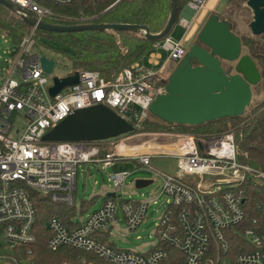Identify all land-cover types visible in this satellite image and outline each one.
<instances>
[{"label":"built area","instance_id":"obj_1","mask_svg":"<svg viewBox=\"0 0 264 264\" xmlns=\"http://www.w3.org/2000/svg\"><path fill=\"white\" fill-rule=\"evenodd\" d=\"M5 1L42 22L59 17L49 4L68 7L76 0ZM207 2L186 1L191 20ZM80 21L88 24V19ZM190 21L179 18L177 24L187 29ZM34 31L35 27H31L29 35L17 45V54L7 70L0 68V263L6 257L1 252L6 251L11 253L10 261L19 264L12 253L35 241L37 216L31 200L33 191L54 203L74 205L79 165L101 164V169L106 171L113 162L126 157L114 150L99 157L94 142L44 143L41 138L45 133L76 110L96 105L111 109L135 129L150 114L149 106L156 95L164 93L167 79L161 72L167 62H179L186 53L181 41L174 42L166 36L162 42L152 44L167 53L161 68H147L135 61L113 75L78 71V83L52 97L48 94L52 82L49 83L39 58L31 54ZM14 113L21 118L16 125L10 120ZM174 147L158 148V151L152 150L154 153L136 149L128 154L130 160L154 172L161 182L158 196L167 198L155 226L158 242L177 249L183 257L182 264H226L229 239L239 235L242 242L238 243L239 252L233 255L231 264H264V220L260 224L251 219L244 225L250 194L257 191L250 184L260 180V193L264 195V172L238 161L237 145L230 132L195 137L181 134ZM153 157L176 159L179 175L151 168ZM129 175L123 170L109 175L114 197L105 198L101 207L88 213L76 228L69 230L57 219L49 220L46 224L50 231L48 248L52 251L63 247L80 249L111 264H160L165 260L167 254L162 247L138 253L115 248L98 237L116 225V201L120 202L126 230L135 231L145 218L150 200L130 202L118 195ZM180 176L193 180L185 181ZM213 178L219 179V184L212 183ZM260 208V203L253 207L256 211ZM81 264L91 263L82 261Z\"/></svg>","mask_w":264,"mask_h":264},{"label":"trees","instance_id":"obj_2","mask_svg":"<svg viewBox=\"0 0 264 264\" xmlns=\"http://www.w3.org/2000/svg\"><path fill=\"white\" fill-rule=\"evenodd\" d=\"M186 1L177 0V15ZM49 7L59 17L44 22L53 26L73 27L82 25L80 19L85 18L88 19L87 23L95 25H141L145 26L151 33L157 34L162 32L168 20L170 0H76L68 7L53 6L51 4H49ZM177 22L178 17L175 25ZM30 31L31 27L29 25L25 24L14 12L0 5V32L6 36L12 45H19L21 40L29 35ZM33 34L35 44L39 42L40 37L45 36L48 39H59L71 47L73 56L70 59L74 72L96 71L102 75H113L124 68H128L135 61L141 59L152 48V44L157 42L147 41L141 33L127 31H118V33L113 34L88 30L57 34L35 29ZM240 38L243 54L248 55L254 61L261 76L260 82L252 88V95L256 93V90H260L259 86H261L264 94V42L247 36H241ZM262 38L264 39V36ZM117 40H119L118 45ZM121 48H124V50ZM224 69L230 72L226 67ZM248 108V112L240 117H226L196 126L164 123L149 114L132 133L127 135L136 134L139 131L151 133V131L163 132L166 130L189 133L194 136L219 135L230 132L234 136L237 145L238 161L264 172V98L255 101ZM107 142L108 140L94 142L99 149V157H104L106 153L112 151L110 147H107ZM250 185L256 187L257 191L250 194L248 217H246L244 225H248L251 219H256L261 224L264 220V195L260 193V180H255ZM93 198L88 202L82 200L81 208L89 209L95 201ZM31 200L35 204L37 216L34 226L35 241L31 246H21L12 253L13 256L18 258L19 264H81L82 261L91 264H111L104 262L90 252L80 249L77 250L71 247H63L56 251L49 249L47 241L50 237V231L46 229V224L49 220L55 218L69 230L76 228L78 224L74 223L75 208H73V205L66 203H54L48 197L46 198L34 191L31 194ZM259 203L261 204L260 210H254L253 207ZM80 213L81 209L79 210ZM107 234L108 232H105L98 237L102 242H106L104 239L107 238ZM229 241L231 243L229 253L237 254L239 252L237 250L238 243L242 242L241 237L232 235ZM161 247L166 251L167 258L160 264H182L183 257L177 249L162 243ZM3 253L6 257L0 264H15L9 259L11 253L1 252V254Z\"/></svg>","mask_w":264,"mask_h":264},{"label":"water","instance_id":"obj_3","mask_svg":"<svg viewBox=\"0 0 264 264\" xmlns=\"http://www.w3.org/2000/svg\"><path fill=\"white\" fill-rule=\"evenodd\" d=\"M238 1V0H237ZM252 13L249 23L251 35L264 36V0H246ZM0 5L14 12L23 22L40 31L51 33H73L97 31L116 34L127 31L143 34L147 41H161L170 34L177 20V0H170L168 20L162 32L153 34L145 26L129 24H82L73 27L53 26L38 21L17 6L0 0ZM39 64L47 75L55 64L46 57H39ZM233 65V72H227L223 64ZM261 76L254 61L242 52L240 36L231 29L227 20L212 14L208 17L194 43L180 59L169 75L164 93L158 94L150 103L149 113L169 124L196 126L226 117H240L251 105L252 88L260 82ZM78 83L77 72L70 76L52 78L48 94L55 96L63 88ZM134 127L116 115L111 109L101 105L76 110L45 133L42 142H104L130 134ZM81 184L93 185V177L87 172L80 175ZM152 181L137 179L135 189L151 185ZM107 192L105 197H114Z\"/></svg>","mask_w":264,"mask_h":264},{"label":"rangeland","instance_id":"obj_4","mask_svg":"<svg viewBox=\"0 0 264 264\" xmlns=\"http://www.w3.org/2000/svg\"><path fill=\"white\" fill-rule=\"evenodd\" d=\"M246 0H208L205 5L204 12L207 13L208 16L200 17L199 21L193 23L190 31H188L186 38L184 40V46L186 51L194 44L197 43V37L201 31V28L208 20V17L212 14H216L220 19H225L231 24V28L234 33L238 36H247L252 39H256L260 42H264L262 36H252L250 29L248 28L249 23L252 21V13L249 8L245 4ZM180 8L178 13V18L180 17V12L182 11ZM172 31L168 35L172 41H175L181 37L184 33V28L182 29L180 26L177 27V24L171 29ZM162 42V41H161ZM119 40H117V45ZM31 54L39 57H46L47 59L53 61L55 64L53 71L50 75L47 76L49 79V83L52 82V78H60L65 77L67 75L73 74L74 68L73 64H71V57L73 56V49L69 47L67 44L61 42V40L48 39L43 36L40 37V40L34 47L31 48ZM124 50V48H121ZM17 46L12 45L6 36L0 32V68H7L10 66L13 58L17 54ZM161 55V61L166 59L167 53L162 49L157 50ZM179 62L168 61L166 64V70L161 74L164 79H168L171 72L175 69ZM142 64V63H141ZM224 68L226 67L229 71L233 72V65L229 63L223 64ZM149 67V66H147ZM260 90H256V93L252 95L251 104L255 101L262 100L264 98V94L262 92L261 86H259ZM249 108L243 113H247ZM11 122L16 125L17 121H20L21 118L17 114H13L10 117ZM185 136H194L189 133H179L174 131H139L136 134L132 135H124L117 139L108 140L107 147H110L111 150L118 153L119 147L121 145L124 148L135 149L139 147V150L144 152H152L158 151L159 149L167 147H174V144L177 142L178 135ZM209 136V135H205ZM195 137V136H194ZM105 144V145H106ZM116 147V148H115ZM175 148V147H174ZM154 153V152H152ZM129 154H131L129 152ZM137 154L136 153H132ZM125 158L122 160H118L112 163L111 166L107 168L106 171L101 169V164L96 165L95 167L91 164L88 169H90L91 174L93 175V182L95 187H92L88 182H86V188L81 184L80 175L83 171L82 166L79 165L77 167V177H76V191L74 192V207L75 208V218L74 223L78 224L80 220L85 219L93 210L98 209L103 203V196L107 192L114 191L113 184L108 181V176L113 174L114 172L127 171L130 175L124 181V187L122 188L121 193H118L120 198L125 201L130 202H138V201H147L151 202L146 207V215L139 227L135 231H128L125 229V222L120 212V202L116 201V214L118 221L115 226H112L111 230L107 234V238L104 239L106 243H110L113 247L118 249H128L133 250L135 252H147L153 250L154 248H160L161 243H159L158 238L156 237L155 226L159 223L160 217L162 215V211L166 207L167 198L163 196H158L161 190V182L156 179L153 171L147 170L145 167H142L132 160H130V156L126 152ZM177 160L174 158H158L153 157L150 162V167L155 170L170 174V175H179L177 169ZM183 180H193L192 177L180 176ZM154 178V181L151 185L141 189H135V181L137 179H147L151 180ZM217 178H213L212 183H218ZM94 196L95 199L93 205L89 209L81 208L82 200L88 202L90 197ZM156 200V202H152ZM81 209V213L79 214V210ZM85 210V212H84ZM117 227L120 230H117ZM234 258L233 254L230 252L225 257V263L231 264L232 259Z\"/></svg>","mask_w":264,"mask_h":264},{"label":"crops","instance_id":"obj_5","mask_svg":"<svg viewBox=\"0 0 264 264\" xmlns=\"http://www.w3.org/2000/svg\"><path fill=\"white\" fill-rule=\"evenodd\" d=\"M204 10L205 9H203V10H201L200 12H198L197 14H196V16L191 20V17H192V15L186 10V8H185V5L183 6V8H182V11L180 12V19L181 18H184V19H187L188 21H190V25L187 27V29H185V27H183L182 25H180V24H177V27L178 26H180L182 29L184 28V33L181 35V37H179V39H177V40H175L174 42H179V41H181V43H182V45L184 44V40H185V38H186V35H187V33H188V31H190V28L192 27V25H193V23H195V22H197V21H199V18L200 17H205V16H208L207 15V13H205L204 12ZM178 18V19H179ZM158 49H155L153 46H152V48L147 52V53H145L144 54V56H142V58L141 59H139L138 61H136V62H138V63H142L141 65H143V66H145V67H147V66H149V67H147V68H152V69H158V68H161L162 67V65L164 64V62H165V59H164V61L162 60L161 61V55H160V53L157 51ZM165 70H166V66H165V68H164V70L161 72V74L163 73V72H165ZM116 148V147H115ZM122 148V150L120 151L119 149H121ZM139 147H136L135 149H126V148H124L122 145H121V147H119V149H118V152L119 153H123V154H126V152L129 154V151H132V150H136V149H138ZM83 166H82V169H83V171H82V173L83 172H87V177L89 178V177H93V175L91 174V172H90V169H88V167L91 165V164H88V165H86V164H82ZM94 167L96 166L95 164H92ZM81 173V174H82ZM94 178V177H93ZM80 180H81V178H80ZM92 181H94V180H92ZM83 186L86 188V184L84 185L83 184ZM92 187H95V184H94V182H93V185H92ZM107 194V193H106ZM105 194V195H106ZM105 195L102 197L104 200H103V203L106 201V197H105ZM94 196H92V197H90L89 199V201H91L92 200V198H93ZM102 203V204H103ZM101 207V206H100Z\"/></svg>","mask_w":264,"mask_h":264},{"label":"flooded vegetation","instance_id":"obj_6","mask_svg":"<svg viewBox=\"0 0 264 264\" xmlns=\"http://www.w3.org/2000/svg\"><path fill=\"white\" fill-rule=\"evenodd\" d=\"M221 20V19H220ZM232 29V28H231ZM233 30V29H232ZM234 32V31H233ZM237 35V34H236ZM241 37V35H239Z\"/></svg>","mask_w":264,"mask_h":264},{"label":"bare ground","instance_id":"obj_7","mask_svg":"<svg viewBox=\"0 0 264 264\" xmlns=\"http://www.w3.org/2000/svg\"><path fill=\"white\" fill-rule=\"evenodd\" d=\"M120 151L122 150V148L121 149H119Z\"/></svg>","mask_w":264,"mask_h":264}]
</instances>
